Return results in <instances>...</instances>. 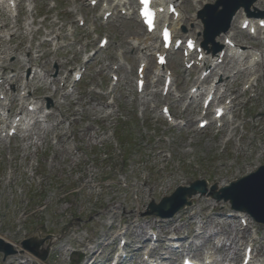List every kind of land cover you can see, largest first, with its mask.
Masks as SVG:
<instances>
[{"label":"rangeland","instance_id":"rangeland-1","mask_svg":"<svg viewBox=\"0 0 264 264\" xmlns=\"http://www.w3.org/2000/svg\"><path fill=\"white\" fill-rule=\"evenodd\" d=\"M51 1L55 2L54 8L49 6ZM258 2L253 4L255 12L252 13H264ZM85 6L84 0H34L33 17L22 12L19 18L12 20L6 4L0 0V77L24 73L19 59L28 51L34 49L42 54L46 47L41 52L38 45L45 37V27L56 32L64 27V34L59 35L62 36L60 42L65 45L57 51L49 48V52L34 62L45 76L40 78L35 74L29 89L37 87L32 101L43 107L48 105V111L40 108L38 113L30 115L24 140L17 136L9 139V143L0 142V235H6L10 244L19 247L23 240L31 237L44 239L50 235L54 238L68 224H73L67 236L53 245L46 262L24 252L10 258L8 264H27L29 255L37 262L34 264H70L75 249L86 256L83 264L92 262V254L96 255L93 264H104L109 251L118 249L124 233L130 244L145 245L148 239L154 244L151 234L152 231L158 234L159 226L161 234L171 228L181 235L189 231L188 246L192 254L202 259L209 256L214 264H239L248 244H254L257 249L254 264H264V226L245 213L232 211L223 201L217 202L207 196L193 197L192 205L183 209L173 221L140 215L150 200L158 202L178 186L204 179L208 186L216 183L219 189L220 181L228 185L264 165V124L256 121L264 111L255 101L261 99L264 103V58L262 67L253 65L251 60L243 63L232 60L224 68L227 76H235L227 79L230 85L227 98L232 99L235 91L241 94L232 103L236 110L226 118L236 128L232 137L227 134V126L218 130L212 124L199 131L196 120L202 118V99L196 111L194 103L188 106L187 99H180L194 86L200 70L185 72L178 53H173L168 66L174 74L171 93L167 98L162 97V79L154 88L150 83L155 80H149L147 94L157 92L161 102L155 103L150 97L148 106L140 103L134 84L138 58H133V55L138 57L139 52L133 50L128 36L143 28L136 17L115 16L107 25L96 24L94 30L79 28L78 16H85L90 23L91 18L100 15L99 11L82 8ZM182 9L187 17L191 16L186 6ZM23 17L34 22L31 30L40 33L32 35V42L26 43L23 33L10 40L16 33V21L25 27ZM5 23L10 26L9 30L3 29ZM4 32H9L11 37L4 38ZM230 34L242 49L250 50L251 45H258L261 39L259 34L252 38L234 29ZM101 36L109 38L108 49L99 51L92 64H83L82 57L97 50ZM256 49L264 50L262 39L261 48ZM117 50L125 52L126 63L121 67H118ZM148 55H151L148 61L152 60V54ZM55 63L58 69L54 68ZM113 65L118 67L116 72L111 69ZM83 66L86 72L73 86L72 74ZM152 66L153 63L149 75ZM111 74L118 76L116 86L111 84ZM2 81L0 89L8 93L5 114L13 118L21 105L18 86L22 81ZM62 81L65 85L60 88ZM248 86L252 88L246 91ZM225 89L222 86L218 97ZM244 91L246 93L242 94ZM65 92L69 96L64 99ZM11 98L14 102H9ZM29 103L27 101L25 107ZM164 104H170L172 113L176 114L175 127L169 126L160 116ZM129 129L138 148L125 156L118 134ZM203 205L214 206L219 211L210 215V222L195 236L193 221L205 218L201 210ZM237 214L239 218L235 217ZM241 218L247 221L248 228L241 226ZM139 246L129 247L133 255L124 261L125 264H140L138 261L144 256ZM100 248H105L102 255ZM165 257H162L164 264H179V252L172 251L167 256L169 259ZM199 263L203 264V260Z\"/></svg>","mask_w":264,"mask_h":264},{"label":"water","instance_id":"water-1","mask_svg":"<svg viewBox=\"0 0 264 264\" xmlns=\"http://www.w3.org/2000/svg\"><path fill=\"white\" fill-rule=\"evenodd\" d=\"M226 5V3H224ZM236 7L225 6L224 11L221 12V28L218 31H225L231 16L235 13ZM217 12H212L213 15ZM210 30V26L208 28ZM218 34H207V41L212 42L213 38ZM217 186L211 187L209 195L217 201H229L232 209L243 211L249 214L255 221L264 225V166L260 167L255 173L250 174L240 180L230 184V186L221 189L220 193L216 191ZM199 194L200 196L207 194V187L204 181H195L190 184L189 188L179 187L171 195L164 197L158 205L151 202L149 210L146 215H152L159 218H171L186 205L190 206L191 201L188 199ZM70 227V226H69ZM68 231L66 228L63 234ZM35 242L33 239L27 240L22 245L37 254L38 246L42 243ZM48 246L41 255V259L45 260L47 257ZM0 253L3 254L2 262L8 257L16 254L12 246L0 240Z\"/></svg>","mask_w":264,"mask_h":264},{"label":"bare ground","instance_id":"bare-ground-1","mask_svg":"<svg viewBox=\"0 0 264 264\" xmlns=\"http://www.w3.org/2000/svg\"><path fill=\"white\" fill-rule=\"evenodd\" d=\"M4 1H6V0H4ZM7 1H9V0H7ZM157 1H158V3H159L158 6H161V4L164 3V2H167V3H174V4L177 5L178 10H179V12H180V18H179L176 22H174L171 18H167V20H166V21L169 23L171 29L173 30V32H174L176 38H180V37H183V36L188 37V36H191V34H192V35L197 34V38H196V39L199 40V35H200L201 33L196 32V30H189V29L187 28L186 25H185V27L181 25V24H182L181 22H182L183 20H186V23H187L188 25H191V26H192V25H197V27H199V19H198L197 17L193 16V17L185 18V16L182 14V11H181V9H180V5H181L183 2H185L186 0H167V1H166V0H157ZM193 1L196 2V4L194 5V7H195L196 9H199L200 6H201V4H200V0H199V1H197V0H196V1L193 0ZM203 1L206 2L207 0H203ZM260 4H261L262 6H264V0H260ZM189 10H192V8H189ZM127 13H128V14H133V13H135V12L132 11V12L130 13V9H127ZM244 20H249V21L251 22V21H253L254 19H252V18H250L249 16H247V14L244 12L243 9H240V10L238 11L237 15H235V17L233 18V21H232V24H231L230 29H232V28H234L235 26H237V24L241 26V24H242V22H243ZM256 22H257V21H256ZM179 26H181V28L183 27L184 30H183V29H181V31L178 30V27H179ZM2 27L5 28V29H9V25H8L7 23L3 24ZM16 27H17V31H18V32L15 33V34H22V30H23L24 28H23L20 24H17ZM58 30H59V33H54L55 31H54V30H51L49 33H47V36H49L50 34H63V31H64V28H63V27L59 28ZM132 36H133V37L130 38V42H131L132 47H133L134 49H138V50H140V51L142 52V51H150V48H151L150 46H147V45H146V40H147V39H146L145 37H148V38L151 37V39H152V38H155V36H157V35H155V34L153 33V34H146V35L144 36L143 34H141V32H138V33H134V35H132ZM226 37H229V34H228V33L222 35L221 37H219V40L217 39L216 41H217V42H220V39H223V40H224ZM158 38H159V37H158ZM45 41H46V42H51L50 40H45ZM198 45H199V43H198ZM221 45H222V47H223L225 50L230 51L233 55H236V54H237V51H238V49H239L238 46H236V48H235L234 50H231L230 48L225 47L224 43L221 44ZM151 50H154V52H158V51H160V46L156 44V45L152 46ZM170 52H171V51H170ZM170 52H168V53H170ZM208 52L210 53V51H208ZM242 53H244L246 56H251L252 58L257 57V52L249 53V52H247V51H243ZM219 54H220V53H217V54H209V56H207L206 58H204L203 61H201V65H202V66L207 67V68H209V69L211 68L210 72H209L208 75L205 77V79L203 80L202 83H207L209 79H211V78H213V77L219 75V73H217L216 70L226 65V63H227V59H228V56H227L226 53H225L224 56H223V60H222V63H221L222 66L219 65V64H217V63H214V61H216V60L219 58ZM233 55H232L231 57H234ZM121 56H122L121 53H118V57L121 58ZM35 58H36V56H35ZM192 58H193V57H192V55H191V58H190V59H192ZM193 59H195V56H194ZM205 60H207L208 62L205 63ZM30 62H31V60L24 61V63H26V65H27V64L30 65ZM208 63H210V64H208ZM148 67H149V64H148V62H146V69H145V72H146V70L148 69ZM259 67H260V66H259ZM195 68H196V67L193 66L192 69H195ZM155 69H158V68L155 67ZM219 70H220V69H219ZM35 72L37 73V70H36ZM145 72H144V73H145ZM38 73H40V75H43V74H41V70H39ZM22 76H23V74H22V75H18V74L15 75V77H14L15 82L18 81V80H20V79L22 78ZM222 76L224 77V74H222ZM262 78H264V72H263V71H262ZM25 82H26V84H28V76H25ZM220 82H221V83H216V85H215V89L217 90V89L220 87L221 84H224V85L226 86V87H225V88H226L225 93L229 94V93H230V85L228 84V82L226 81V79H225V80L223 79V80H221ZM195 87H196V86H195ZM213 90H214L213 87H212V88L209 87V88H207V89L204 90V92L206 91V94H205V93H203L202 91L199 92L198 87H197V91H198V93H197L196 95H194V96H191V97H196L197 100H199V99H201L202 96L205 95V97H206L207 94L212 93ZM216 90H215V91H216ZM215 91H214V92H215ZM231 92H232V91H231ZM234 95L236 96V99H237V98L239 97V92H236V91H235V92H234ZM12 100H13V99H11V102H12ZM154 100L157 101L158 98L155 97ZM253 100H254V99H253ZM250 101H252V100H250ZM255 101H256V103L259 104V106L262 108V111H264V103L261 101V99H256ZM198 103H199V101L197 102V104H198ZM197 104L195 103V108H197V106H198ZM30 105H31V104H30ZM35 105H36V107H35ZM35 105H34V107L36 108L35 110H38V108H41V107H42V105H40V107H37V106H38L37 103H36ZM235 107H236V106H233L234 110H236ZM214 113H215V112H214ZM72 115H74V113H72ZM213 115H214V114H213ZM16 116H21V117H20V120H19L20 122H19V123L17 122V123H18V126L16 127V129L19 130L20 125L23 124V121H24L23 116L26 117V116H27V112H25V110L22 111V109H21L20 112L14 116V119H15ZM61 116H62V115H61ZM65 117H66V116H65ZM201 121H202V120H201ZM256 121L259 122V123H261V124H264V115L261 116V117H259V118H257ZM4 122H5V120H4ZM14 123H16V122L13 120V121L10 123L11 126H12V124H14ZM232 125H233L232 121H231V123H226V124H225V126H227V133L229 134V138H231L232 135L235 133V128H232ZM251 128L254 129L253 126H251ZM258 128H260V126H259ZM8 131H9V129H8ZM2 132H3V130L0 131V142L3 141V140H2V137H1ZM72 135L74 136V134H72ZM76 135L79 136L80 133H77ZM74 137H75V136H74ZM223 143H224V142H223ZM14 158H15V157H13V158L11 159V161H13ZM245 166H247V164H246ZM249 169H250V168H249ZM225 183H226V181H220V182H219V186H224ZM201 210L206 214V218H207V219H210V215H211V214H214L215 212H218V211H219L216 207H212V206H208V205H203ZM197 225H199V228H200V229L204 227V225L202 226L201 221H200ZM0 238H2V240H4V241H8V238H7L6 235H0ZM8 242H9V241H8ZM14 246H15V245H14ZM16 248H17V247H16ZM61 248H62V247L59 246V249H61ZM29 258L32 259V257H30V256H29ZM9 262H10V259H7L6 264H8ZM33 262L35 263L36 261H30L29 264H33Z\"/></svg>","mask_w":264,"mask_h":264},{"label":"snow or ice","instance_id":"snow-or-ice-1","mask_svg":"<svg viewBox=\"0 0 264 264\" xmlns=\"http://www.w3.org/2000/svg\"><path fill=\"white\" fill-rule=\"evenodd\" d=\"M140 2L145 6V7H144V10L142 11V15H145V16L151 15V13H150V12L148 11V9H147V5H148V3H149V0H140ZM164 36H165V38L167 39L168 33L165 32V33H164ZM186 264H187V262H186Z\"/></svg>","mask_w":264,"mask_h":264}]
</instances>
